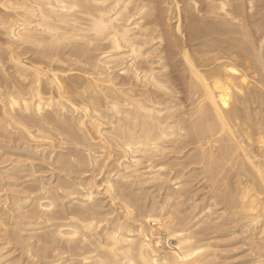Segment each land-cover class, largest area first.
I'll return each instance as SVG.
<instances>
[{"label": "bare ground", "instance_id": "1", "mask_svg": "<svg viewBox=\"0 0 264 264\" xmlns=\"http://www.w3.org/2000/svg\"><path fill=\"white\" fill-rule=\"evenodd\" d=\"M0 150V264H220L196 175L264 264V0H0ZM106 158L121 217L100 235Z\"/></svg>", "mask_w": 264, "mask_h": 264}, {"label": "rangeland", "instance_id": "2", "mask_svg": "<svg viewBox=\"0 0 264 264\" xmlns=\"http://www.w3.org/2000/svg\"><path fill=\"white\" fill-rule=\"evenodd\" d=\"M107 153V151L105 152V154ZM3 154H2V151L0 150V183L3 181V183H1L2 185L4 184V183H9V182H12V183H14V179L12 180L11 178V176L9 175V173L10 172H7V171H4V170H7V166H8V164L9 163H5L6 162V160L7 159H11V156H2ZM2 158V159H1ZM107 159H108V161H107ZM111 159V160H110ZM106 158V159H102V161H104L103 163H100L101 162V160H100V166L98 165V167L96 166V169H95V166L93 167V166H91V167H89L90 169H92V168H94L93 170V172H95V173H93V172H91V174H93V175H91L90 174V176H92L91 178H93V180H95V182L97 183V186H99V188H98V191H99V193L97 194V198H98V200H101L100 202H101V205H103V211L106 213V219H105V217L103 216V220L105 219V220H107L108 222H103L100 226V228L99 229H97L98 230V233L100 234V235H102L103 234V231H104V228H106V227H110V225H111V223H112V221H114V220H116V219H119L120 217H121V213H119L120 211H119V201L121 200L119 197L120 196H118L116 193V191H115V189H112V190H110V191H112V193L110 192V193H105L106 192V189H107V187H108V185H111V184H109L110 182H109V180H114L116 177H114V175L118 172V170H119V168L116 166V164L114 163V161H115V159H112V158ZM110 160V161H109ZM171 162H173V161H171ZM170 161H168L167 163H171ZM106 165H105V164ZM102 165H104V168L101 170V167H102ZM113 165H115V169H114V166ZM44 166L45 167H47V165H45L44 164ZM5 168V169H4ZM99 169V170H98ZM45 174L43 175V174H40V175H43V176H48L49 174H50V172H44ZM47 173V174H46ZM115 173V174H114ZM112 174H113V176H112ZM9 176H10V178H9ZM197 176V175H196ZM193 176V177H191V176H189V177H184V178H180L178 181H180L182 184L181 185H185V183H186V185H187V189L189 190V193H187L188 195H186V197L184 198V199H186L187 198V202L186 203H184V204H186V207L187 206H191V207H193V205L195 204V203H193V202H196V204L194 205V206H196V207H198V208H196V209H193V210H195L194 212L192 211V208H189V209H191L190 211H188L189 209L187 208V211H188V217L189 218H192V216L191 215H193V216H199L200 214H201V212H202V210H203V212H204V210L206 211L207 209H208V207L210 206V207H212L215 203H214V201L215 202H218L219 203V201H220V199H219V201H218V198L219 197H217V195L220 193V190L218 191V189H219V184L220 183H218L217 184V182L216 181H218V182H220V180L218 179V180H213L212 179V181L211 180H209L210 178H207V180L206 181H203L202 182V180H205L206 179V176L205 175H202L201 177H199V176ZM204 176V177H203ZM6 177V178H5ZM107 177H109V178H107ZM112 178H114V179H112ZM200 178V179H199ZM3 179V180H2ZM170 180V179H169ZM184 181V182H183ZM187 181H189V182H187ZM210 181H211V183H210ZM214 181H215V183H214ZM191 182V183H190ZM206 182H209L208 184L206 183ZM189 184V186H188V184ZM203 183V184H202ZM99 184V185H98ZM202 184V185H201ZM212 184V186L213 187H215V186H218V188H213V187H210V185ZM1 185V186H2ZM113 185V184H112ZM157 185V186H156ZM158 184V182H155V183H152V184H149V186H148V184L147 185H145V186H142V190H141V194H142V197H144L145 198V200H144V198H143V200H144V204L147 206V208L149 207V209H155V208H157V207H160L162 204H163V202H164V197H166L167 195V193H171L172 192V190H170L171 188H172V185L171 184H167V185H165V186H163V188H162V186L161 185H159ZM207 185V186H206ZM215 185V186H214ZM161 186V187H160ZM170 186H171V188H170ZM204 188H203V187ZM3 187H5V184L3 185ZM153 187H155V188H153ZM189 187H190V189H189ZM209 188V189H207V188ZM8 188V187H7ZM6 187L3 189V191H2V194L1 195H3L2 197V202L4 203H2L1 205L2 206H4L5 205V201L7 200V199H9L10 197H11V194L14 192H12V189L13 188H8L7 189ZM162 190H161V189ZM213 188V189H212ZM17 188H14L13 190H16ZM211 189V190H210ZM214 189H215V191H214ZM216 189H217V191H216ZM220 189H222V188H220ZM210 190V191H209ZM153 191V192H152ZM167 191V192H166ZM191 191V192H190ZM214 191V192H213ZM114 192V193H113ZM212 192H213V194H212ZM215 192H216V195L215 196H213L214 194H215ZM218 192V193H217ZM191 193V194H190ZM189 194L191 195L190 196V198H189ZM211 194V195H210ZM148 195V196H147ZM160 195V196H159ZM165 195V196H164ZM8 196V197H7ZM215 198V197H217V198H215V199H213V197ZM210 197V198H209ZM155 198V199H154ZM192 198V199H191ZM206 198V199H205ZM213 200H212V199ZM5 199V200H4ZM184 199H181L179 202H184L185 200ZM189 199L191 200V201H189ZM204 199V200H203ZM217 199V200H216ZM152 201H154V202H152ZM163 201V202H162ZM174 201V202H173ZM175 199H172V200H170V204H169V207L170 206H172V205H174L173 203H175ZM206 201V202H205ZM213 201V202H212ZM211 203V204H209V203ZM221 203V205L220 204H218V203H216V205H218L219 207L217 208L216 207V205H215V210H214V208L212 207L211 208V210L213 211V212H211L213 215L211 216V217H213L214 216V214H216L214 217H213V219H217V220H215L214 222H216L215 224L216 225H218L219 227H217V229L216 230H214V231H212V233L214 234H211V236L212 237H210L211 238V240H212V238H214V236H215V238H214V240L211 242L212 243V245H213V248H215L214 250H213V248H212V250L215 252V254H216V256H217V262H219L220 264H258V263H256L255 262V260H257L258 258H259V256L256 254V253H254V252H251L250 251V249H251V247L249 248V246L250 245H248V242H245V235L244 234H242L241 235V233H243V230H241V228L239 227V225H237V226H234L232 223L230 224V222H231V214H230V210H228L227 209V206H226V204L223 202L222 203V200L220 201ZM10 203V201H8V204ZM157 203H159V205H157ZM191 204V205H190ZM205 204V205H204ZM209 204V205H208ZM213 204V205H212ZM153 205V206H152ZM157 205V206H156ZM199 205V206H198ZM151 206V207H150ZM203 206V207H202ZM208 206V207H207ZM226 206V207H225ZM205 207V208H204ZM30 209V207L29 206H27V209ZM131 208V209H130ZM129 208V210H131L130 212H134L133 213V215H135V214H139V210H138V208L136 207V206H131ZM184 208V207H183ZM118 209V210H117ZM135 209V210H134ZM217 209V210H216ZM224 209V210H223ZM222 210L224 211V212H226L225 214H224V212H222ZM228 210V211H227ZM187 211H186V213H187ZM191 211H192V213H191ZM216 211V212H215ZM218 212V213H217ZM228 212V213H227ZM189 213H190V215H189ZM194 213V214H193ZM199 213V214H198ZM223 213L225 216H223V214L221 215V214ZM118 215V216H117ZM220 215H221V217H220ZM228 215H229V217H228ZM191 216V217H190ZM118 217V218H117ZM223 218H224V220H223ZM227 218V219H226ZM230 218V219H229ZM111 219V220H110ZM114 219V220H113ZM205 219H208L207 217L205 218ZM204 219V220H205ZM219 219V220H218ZM41 220V219H40ZM110 220V221H109ZM222 220V221H221ZM229 222V223H228ZM194 223V222H193ZM226 223H227V225H226ZM228 224H230V225H228ZM103 225V226H102ZM236 225V224H235ZM230 228V230H231V232H230V230H229V228ZM234 226V228H232V227ZM221 227V228H220ZM224 227V228H223ZM225 227H226V229H225ZM236 227H237V229H236ZM223 229H225L226 230V232H225V230H223ZM232 229H233V231H234V229H235V231L233 232L232 231ZM219 230V231H218ZM228 230V231H227ZM43 231V230H42ZM220 231H222V233L220 232ZM239 231H242V232H239ZM97 232V231H96ZM218 232L220 233V234H218ZM224 232V233H223ZM228 232V233H227ZM230 232V233H229ZM233 232V233H232ZM102 233V234H101ZM225 233H227V234H225ZM216 234V235H215ZM238 234V235H237ZM23 235L24 236H26L27 237V242H29L28 244L29 245H33V243H34V241H35V239L33 238V239H30L29 237H28V233H23ZM233 236V238L234 239H232L231 237ZM236 238H235V237ZM239 236V237H238ZM226 237V238H225ZM241 237V238H240ZM216 238H217V242H216ZM231 238V239H230ZM237 238H239V239H237ZM219 239V240H218ZM221 240V241H220ZM227 240V241H226ZM230 241V242H229ZM33 242V243H32ZM219 242V243H218ZM246 243V245H247V248H246V245H245V243ZM233 243V244H232ZM243 243V244H242ZM237 244V245H236ZM245 245V246H244ZM12 248H14V246H11ZM249 248V249H248ZM249 252H248V251ZM49 251V249L48 250H46V252H48ZM50 251H52V250H50ZM217 251V252H216ZM60 252H62V251H60ZM60 252H56V253H53V251L52 252H49V253H46L47 255H45V256H47V257H45V260L43 259V261L41 262H38L37 264H43V263H46V262H52V261H54L55 259H54V257H55V254L56 255H60L61 254V256H59L58 258H60V257H64V258H68V255L66 254V256L64 255V253H63V255H62V253H60ZM248 252V253H247ZM251 252V253H250ZM39 253H41V252H39ZM39 253H36V254H39ZM54 254V255H52V254ZM58 253V254H57ZM252 253L254 254V255H252ZM20 251L19 252H16L15 254H12L11 255V257L13 256V257H22L23 258V260H25L27 257H28V255H21L20 256ZM33 253H30L29 254V256L30 255H32ZM247 254V255H246ZM251 254V255H250ZM33 255H35V254H33ZM52 256V257H51ZM252 256V257H251ZM256 256V257H255ZM258 256V257H257ZM10 257V258H11ZM11 258V259H14V258ZM50 258V259H49ZM51 258H52V260H51ZM252 259V260H251ZM36 260H37V258H36ZM18 261V262H17ZM17 261H13V264H20L21 263V261L20 260H18L17 259ZM15 262H17V263H15ZM254 262V263H253Z\"/></svg>", "mask_w": 264, "mask_h": 264}]
</instances>
